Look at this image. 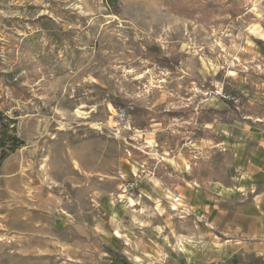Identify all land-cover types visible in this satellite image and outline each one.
<instances>
[{
	"label": "rangeland",
	"instance_id": "374dc122",
	"mask_svg": "<svg viewBox=\"0 0 264 264\" xmlns=\"http://www.w3.org/2000/svg\"><path fill=\"white\" fill-rule=\"evenodd\" d=\"M254 26L264 0H0V133L22 142L0 167V264H110L73 240L92 194H121L135 157L250 111L264 83Z\"/></svg>",
	"mask_w": 264,
	"mask_h": 264
},
{
	"label": "crops",
	"instance_id": "0c3cea01",
	"mask_svg": "<svg viewBox=\"0 0 264 264\" xmlns=\"http://www.w3.org/2000/svg\"><path fill=\"white\" fill-rule=\"evenodd\" d=\"M253 33L264 41L260 26ZM256 81L255 104L240 119L228 116L162 162L148 153L131 160L119 180L145 172L132 193L100 183L96 213L73 239L80 255L110 264H264V83Z\"/></svg>",
	"mask_w": 264,
	"mask_h": 264
},
{
	"label": "built area",
	"instance_id": "2783aa9c",
	"mask_svg": "<svg viewBox=\"0 0 264 264\" xmlns=\"http://www.w3.org/2000/svg\"><path fill=\"white\" fill-rule=\"evenodd\" d=\"M113 109L115 110L114 112H115V116L117 118L116 123L118 126H120L122 133L133 136L136 133V131L134 130V127L132 126V124L130 122V119H129V116L127 113V109L125 107H121L118 109L113 107ZM127 153L129 155L128 151H127ZM162 160H163L162 157L159 158L160 162H162ZM150 172H152V171H150ZM144 173L145 172L143 170L140 173L137 172V174L134 175V178L132 181L125 182V184L123 185L122 193L120 195H127V194L135 191L138 188L140 182L143 180L142 176H140V175L141 174L144 175ZM152 173H148V174L152 175ZM172 200L174 203L180 202V198L178 196H176V197L174 196Z\"/></svg>",
	"mask_w": 264,
	"mask_h": 264
},
{
	"label": "trees",
	"instance_id": "16d2710c",
	"mask_svg": "<svg viewBox=\"0 0 264 264\" xmlns=\"http://www.w3.org/2000/svg\"><path fill=\"white\" fill-rule=\"evenodd\" d=\"M112 106L116 109L121 108L122 105H113ZM14 127L12 131H3L0 133V167L3 161L13 153L19 146L22 145V142L16 138L14 135ZM113 259L120 260L122 259L121 256L115 255Z\"/></svg>",
	"mask_w": 264,
	"mask_h": 264
},
{
	"label": "bare ground",
	"instance_id": "6f19581e",
	"mask_svg": "<svg viewBox=\"0 0 264 264\" xmlns=\"http://www.w3.org/2000/svg\"><path fill=\"white\" fill-rule=\"evenodd\" d=\"M78 167V166H77ZM78 169H79V167H78Z\"/></svg>",
	"mask_w": 264,
	"mask_h": 264
}]
</instances>
